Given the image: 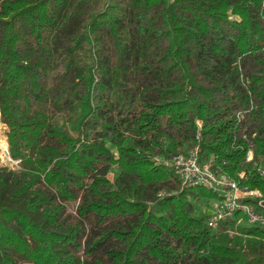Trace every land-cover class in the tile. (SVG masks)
Returning a JSON list of instances; mask_svg holds the SVG:
<instances>
[{"label":"trees","instance_id":"trees-1","mask_svg":"<svg viewBox=\"0 0 264 264\" xmlns=\"http://www.w3.org/2000/svg\"><path fill=\"white\" fill-rule=\"evenodd\" d=\"M0 122V264H264L171 166L264 194V0H0Z\"/></svg>","mask_w":264,"mask_h":264},{"label":"built area","instance_id":"built-area-1","mask_svg":"<svg viewBox=\"0 0 264 264\" xmlns=\"http://www.w3.org/2000/svg\"><path fill=\"white\" fill-rule=\"evenodd\" d=\"M198 153L199 148L195 146L186 153L173 156L171 166L179 178L181 188L201 185L218 193V197L207 201L210 216L207 225L220 230L224 221L238 214L234 228H240L242 222L245 223L243 227L255 223L264 227V194L257 188L249 189L239 185L227 174L216 173L209 165L200 162ZM252 158V153L249 151L247 160ZM257 170L264 175L262 166L258 165ZM240 175L243 176L244 173ZM226 230L230 236L240 235L237 230L227 228Z\"/></svg>","mask_w":264,"mask_h":264},{"label":"rangeland","instance_id":"rangeland-1","mask_svg":"<svg viewBox=\"0 0 264 264\" xmlns=\"http://www.w3.org/2000/svg\"><path fill=\"white\" fill-rule=\"evenodd\" d=\"M5 132H6V127L0 122V140H5V143H6V135H5ZM7 146V144H6ZM0 163L4 166H7V165H10V166H13L14 163L10 161L9 159V156L7 155V157H5L3 154H2V150L0 149ZM109 176L112 178L111 174H109ZM208 206H205L203 202H199L197 204V208L198 209H202L204 210L203 212L206 213V210L208 211ZM209 212V211H208ZM245 226V223H241L239 225V227H243ZM246 240L244 238V240L242 241V244H243V247L245 248L246 247V244H245Z\"/></svg>","mask_w":264,"mask_h":264},{"label":"bare ground","instance_id":"bare-ground-1","mask_svg":"<svg viewBox=\"0 0 264 264\" xmlns=\"http://www.w3.org/2000/svg\"><path fill=\"white\" fill-rule=\"evenodd\" d=\"M0 149L2 150V154L7 157L5 140H0Z\"/></svg>","mask_w":264,"mask_h":264},{"label":"water","instance_id":"water-1","mask_svg":"<svg viewBox=\"0 0 264 264\" xmlns=\"http://www.w3.org/2000/svg\"><path fill=\"white\" fill-rule=\"evenodd\" d=\"M6 152H7V154L9 155V150H7V147H6Z\"/></svg>","mask_w":264,"mask_h":264}]
</instances>
